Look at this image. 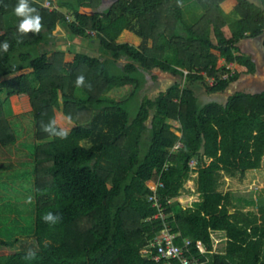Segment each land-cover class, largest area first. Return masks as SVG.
<instances>
[{"label": "trees", "instance_id": "trees-1", "mask_svg": "<svg viewBox=\"0 0 264 264\" xmlns=\"http://www.w3.org/2000/svg\"><path fill=\"white\" fill-rule=\"evenodd\" d=\"M193 1L202 11L190 23L185 6ZM19 2L0 0V43H8L0 48V177L12 185L1 196L0 250L8 252L0 264H162L152 242L166 225L179 245L190 238L186 255L205 264H264V197L260 215L233 211L231 193L219 189L224 172L245 177L263 165L264 90L202 103L196 89L224 91L255 73L239 43L249 36L264 44V0H59L55 9L28 0L39 31L19 29ZM60 24L83 38L94 31L99 54L83 49L67 60ZM227 63L234 74L221 78ZM155 68L184 84L151 97L143 87ZM118 87L127 92L109 95ZM28 115L29 144L14 125ZM192 171L203 200L184 208L179 198ZM155 193L164 217H154ZM49 211L59 214L54 224L42 219ZM216 230L226 231L227 248L207 257L197 241L212 250ZM24 235L35 237L33 248L19 246Z\"/></svg>", "mask_w": 264, "mask_h": 264}, {"label": "rangeland", "instance_id": "rangeland-1", "mask_svg": "<svg viewBox=\"0 0 264 264\" xmlns=\"http://www.w3.org/2000/svg\"><path fill=\"white\" fill-rule=\"evenodd\" d=\"M202 11L201 6L197 3L194 2L191 3V5L185 6V17L186 19L192 23L194 22L197 17L199 16V12ZM232 13V12H230ZM229 28V27H228ZM128 37V35H126ZM65 38V36L63 35ZM96 33L91 32V36L86 38H83L82 40L80 39V45L83 46L85 49L84 50H90L94 52L95 54H99V52L96 49ZM129 40H133V37H130ZM72 41V40H71ZM82 42V43H81ZM84 42V43H83ZM75 46V48H73ZM88 46V47H86ZM73 52H77L78 50L82 49V47H78L76 45L71 46ZM94 50V51H93ZM121 63H125L124 60L121 61ZM231 64V63H230ZM154 75H156L155 79L148 80L146 83H144L143 90L146 91L148 95L151 97H155L158 95L161 91L166 90L173 82L176 80H180L182 85L185 82L184 77H181L179 75H174L170 72L163 71L160 68H155L153 69L152 72ZM152 76V75H151ZM150 76V77H151ZM245 89L247 91H252L254 89L253 87V82L251 78H247L244 81L240 82L237 81L232 86L227 89V91H236L238 89ZM199 93L203 92L204 90L206 91V87L204 85L197 86L196 88ZM204 89V90H203ZM204 91V92H205ZM127 92V87H118V88H113L110 92L109 95L112 97H119L122 94ZM232 94V93H231ZM203 95H200V102L202 103H207L209 101H214V98L211 96L208 97H202ZM2 98H6V92L2 93ZM226 99L225 96H221L220 100L224 101ZM10 103L13 108L14 114H19L22 112V107L20 105L19 99L17 96H11L10 97ZM15 121L16 124L15 127L19 132L21 133V137L25 138L24 140L26 141L27 144L31 143L30 136L34 134V123H33V117L32 115H28L26 117V120L21 119H16ZM197 175L198 173L195 171H192L190 176L186 178L184 181V187H183V192L180 196L179 202L181 205L185 207L189 206H196L197 203L201 202L203 200L202 194L198 191V184H197ZM2 176L0 177V213L6 212V206L2 207L3 204L5 203L6 200L1 198L3 195L2 193L4 192V187L6 189H10L12 185L7 184L2 181ZM15 183L17 185V179H15ZM10 183V182H9ZM14 183V184H15ZM220 190H223L224 192H230L231 193V203L230 207L232 210H241L246 213L254 212L255 214H261L259 211V201L261 197H264V162L263 166L259 169H249L246 171L245 177H242L240 174L235 175V176H230L227 173H223L222 177L220 179ZM11 190V189H10ZM8 191H5V196ZM4 196V197H5ZM258 215V216H259ZM216 236L214 237V248L216 250L215 253H223L225 252L222 250V247L224 246L226 242V238L222 232H219L221 230H216ZM214 232V231H213ZM223 237V241H220L221 238ZM22 242L19 244L21 248L24 249H31L36 243V239L34 236H22ZM224 248V247H223ZM0 252H8L7 249H2ZM144 254H147L145 252V249L143 250ZM214 255V254H213ZM209 256H212L210 254Z\"/></svg>", "mask_w": 264, "mask_h": 264}, {"label": "built area", "instance_id": "built-area-1", "mask_svg": "<svg viewBox=\"0 0 264 264\" xmlns=\"http://www.w3.org/2000/svg\"><path fill=\"white\" fill-rule=\"evenodd\" d=\"M43 6L48 7L50 9L58 8V5L54 3L52 0H46L42 3ZM68 19H72L71 15L68 14ZM94 32V31H91ZM227 68H229L230 71H226L221 74V78H228L231 77L232 74H234V64L227 63ZM185 74L188 73V70H184ZM203 74L207 77L209 85L213 86L217 83V78L215 76H208L207 73L204 71ZM181 143H177L176 148ZM190 164L195 167L197 164L196 159H192L190 161ZM157 185L162 186L163 182L161 180L158 181ZM150 200L153 201V204L158 206L159 211L155 214L154 217H164V208L162 206V203L159 200L158 195L155 193L154 195L150 196ZM216 231H212V237L214 240V237L216 236ZM178 236V233L172 232L169 226H165V228L157 234V236L154 238L152 242V246L157 247L158 255H155L157 260H160L161 258H164V261L162 264H175L174 259H178L182 264H205V261H201L200 257L192 254L191 257L186 255L187 251H190V246L192 243V240L190 238H185L183 245H179L176 243V238ZM222 240V239H221ZM220 240V241H221ZM214 242V241H213ZM197 247L203 254H215V246L212 250H207L204 247V243L202 240L197 241ZM145 252L147 254L151 253L150 249H145ZM211 257V256H207Z\"/></svg>", "mask_w": 264, "mask_h": 264}, {"label": "crops", "instance_id": "crops-1", "mask_svg": "<svg viewBox=\"0 0 264 264\" xmlns=\"http://www.w3.org/2000/svg\"><path fill=\"white\" fill-rule=\"evenodd\" d=\"M37 1L40 4H42L46 0H37ZM52 1L58 5V1L59 0H52ZM107 1H110V0H107ZM60 28H61V31H62L63 35L65 36V38L62 40V43H61L60 46L62 48L68 49L67 60H72L74 55H75V52H73V50L71 49L72 45H76L78 47H82V49H80V50L85 49L83 46L80 45V39L82 40L83 37H79V36L73 35L70 32V30L63 24H60ZM239 45H240L241 51L244 54L250 56L253 59V61L255 62L256 71L253 74H243L237 81L242 82V81H244L247 78L248 79L251 78V80L253 82L254 89L252 91H250V92H253V93L261 92V91L264 90V44H263V38L262 37H249L248 36V37H245L244 39H242L240 41ZM86 47H88V46H86ZM73 48H75V46ZM80 50H78V51H80ZM231 64H234V63H231ZM234 83H232V84H234ZM232 84H230L227 89H229L232 86ZM227 89L224 90V91L213 92V93H209L207 91V89H206V91L203 89L205 92L203 91V92H200V93L197 90V95L199 97H200L201 94L203 95L202 97L211 96L212 98H214V100L215 99L216 100H220L221 96H225L226 99H227L228 96L231 93L234 92V91H230L229 92V91H227ZM255 169H259V168H255ZM179 200H180V198H179ZM219 232H222L224 235H226L225 236L226 242H225V244L223 246L224 248L222 247V250L226 251V248H227V233L224 230H221ZM221 239H222L221 241L224 240L223 237Z\"/></svg>", "mask_w": 264, "mask_h": 264}, {"label": "clouds", "instance_id": "clouds-1", "mask_svg": "<svg viewBox=\"0 0 264 264\" xmlns=\"http://www.w3.org/2000/svg\"><path fill=\"white\" fill-rule=\"evenodd\" d=\"M15 12L18 16L23 17V19L20 21L18 25L21 31H28V30L39 31L41 27L40 24L41 17L36 12V10L29 5L28 0H20V2L15 8ZM0 48H2L3 50H7L8 43L7 42L0 43ZM83 81H84V77L81 75L77 77L76 83L81 84L83 83ZM45 130L54 132L56 135L59 136L66 135V132H64L63 130L57 131L55 128L51 127L50 125H45ZM59 218L60 217L58 213H53L51 211L44 213L42 216L43 220L53 224L56 223L59 220Z\"/></svg>", "mask_w": 264, "mask_h": 264}]
</instances>
